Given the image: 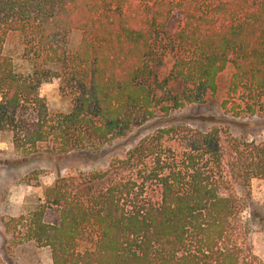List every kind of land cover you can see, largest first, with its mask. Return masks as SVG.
<instances>
[{"label":"trees","instance_id":"obj_1","mask_svg":"<svg viewBox=\"0 0 264 264\" xmlns=\"http://www.w3.org/2000/svg\"><path fill=\"white\" fill-rule=\"evenodd\" d=\"M11 35L23 72L5 53ZM52 79L67 112L40 96ZM221 94L222 109L264 115V0H0V138L26 158L127 146L79 183L98 186L82 193L58 178L6 228L48 249L51 264H262L233 188L264 181V140L184 124L133 138Z\"/></svg>","mask_w":264,"mask_h":264},{"label":"rangeland","instance_id":"obj_2","mask_svg":"<svg viewBox=\"0 0 264 264\" xmlns=\"http://www.w3.org/2000/svg\"><path fill=\"white\" fill-rule=\"evenodd\" d=\"M259 1L263 0H247L250 4ZM177 21V17L173 18L171 25ZM72 40L78 41L79 34H74ZM5 53L12 59L18 72L26 70L16 36L11 35L6 39ZM173 60L170 53L166 54L158 71L169 70ZM171 91L176 94L181 91V87L173 84ZM39 93L51 113H64L69 110V99L59 91L57 80L52 79L43 84ZM222 97L221 94L209 98L202 105H187L166 118L144 122L135 127L133 138L139 139L171 124H184L191 128L217 126L234 137L247 136L256 141L264 140V115L250 116L243 112L237 113L238 105L230 102L222 109L220 107ZM126 148L125 143L115 142L109 148L103 149L100 154L41 155L26 158L16 153L6 139L0 138V262L51 264L48 249L38 247L32 242L21 241L19 229L13 235L5 223L42 204L44 192L58 178H66L70 182V189L77 192L83 193L88 188H95L99 183L85 185L79 183L86 174L105 170L109 162L116 155L123 154ZM233 191L244 204L241 220L251 223L249 242L253 254L264 264V181L252 179L245 185L236 184ZM55 217L56 212L51 210L47 212L44 220L53 221ZM88 246L89 242H83L79 245V250H84Z\"/></svg>","mask_w":264,"mask_h":264}]
</instances>
